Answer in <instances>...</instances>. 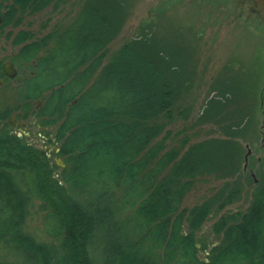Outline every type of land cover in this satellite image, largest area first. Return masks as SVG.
Masks as SVG:
<instances>
[{"label":"trees","instance_id":"obj_1","mask_svg":"<svg viewBox=\"0 0 264 264\" xmlns=\"http://www.w3.org/2000/svg\"><path fill=\"white\" fill-rule=\"evenodd\" d=\"M51 1L9 0L7 22L16 27ZM102 2L88 0L72 22L43 35L7 34L22 43L16 57L32 70L28 106L43 93L38 115H56V154L65 165L55 177L44 149L0 130V264H264L263 180L243 211L222 212L241 196L230 183L183 206L199 177L238 170L243 148L234 137L251 132L253 112L238 105L217 115L237 117L235 130L222 125L228 136L190 143L185 129L170 130L188 116L178 104L181 60L146 37L106 56L127 0ZM213 212L219 242L207 249L197 234ZM37 213L46 232L29 225Z\"/></svg>","mask_w":264,"mask_h":264},{"label":"rangeland","instance_id":"obj_2","mask_svg":"<svg viewBox=\"0 0 264 264\" xmlns=\"http://www.w3.org/2000/svg\"><path fill=\"white\" fill-rule=\"evenodd\" d=\"M102 1L101 5L104 4ZM86 2L88 0H52L40 11L24 15L20 27L10 31L14 35L19 28H25L33 31L35 36L43 35L57 23L72 22L87 6ZM261 6L258 0H127L125 19L107 45L106 56L130 39L152 38L163 45L168 56L181 60V66L175 65L180 89L178 104L181 108H188V116L184 120L177 118L168 128L173 132L185 129L190 143L227 135L222 128L224 123L230 125L229 131L235 130L232 119L237 117L217 120V115L226 114L228 109L234 110L239 105L253 112L255 124L251 132L246 130L245 134L243 129V136L234 137L243 148L238 170L222 178L213 175L199 177L185 196L183 206L190 207L230 183L241 187V196L222 212L243 211L250 203L257 181H264V9ZM3 40L7 42L6 51L13 56L18 48L11 44V37ZM9 92H12L11 87H0V110L3 106L12 105L14 98ZM232 94L235 95L232 101L226 102ZM36 100L31 103L32 107L37 104ZM38 104L40 106L42 102ZM249 105L252 110H249ZM203 115L208 119L203 117L199 122L198 118ZM28 124L26 130L30 134L23 136L24 141L41 149L48 146L49 134ZM57 145V141L51 143L48 155L50 162L55 163V177L65 165H60L63 158L56 154ZM248 147L251 153L244 168ZM77 197L82 200L81 196ZM84 197L85 201L87 195ZM40 215L37 213L29 225L40 226ZM219 215L211 213L197 234L207 249L219 242V237L211 232V226ZM42 228L47 231L45 223L40 226ZM205 251H200L201 257H205Z\"/></svg>","mask_w":264,"mask_h":264},{"label":"flooded vegetation","instance_id":"obj_3","mask_svg":"<svg viewBox=\"0 0 264 264\" xmlns=\"http://www.w3.org/2000/svg\"><path fill=\"white\" fill-rule=\"evenodd\" d=\"M249 1V0H245ZM255 1V0H254ZM261 2L262 6L261 9H264V0H258ZM36 13V12H35ZM9 17V0H0V87L12 88V92H9V95H13V102L12 105L3 106L0 110V130H8L10 133H14L17 136L24 138L23 136L29 135L30 131L26 130L29 126L28 123H31L32 126L37 128L43 129L44 134H49V140H47V145L43 147L46 151V155L50 154V147L51 143L55 141V134H56V125L57 120L55 121V113L47 116V115H38V111L40 110L42 104L39 106L38 103L40 101L43 103V93H41L38 97L30 98L31 102L36 100L37 104L34 107H29L27 104V100H25V89L22 90V87L25 88V77L27 76L28 72H32L31 69L27 70L26 65L20 62V59L17 58V53L19 48L22 46V43H12V45L16 46L17 52L10 56L9 53L6 51L7 49V42L3 39H8L7 34L8 32L13 29L15 30L16 27H20V25L14 27L11 26L7 19ZM21 29V28H19ZM18 29V30H19ZM17 30V31H18ZM15 31L14 34L17 32ZM34 63L33 60H31ZM7 62H11L16 72L13 76H9L6 74L4 70V65ZM18 75L20 76L18 78ZM41 118L50 120H54L53 123L43 124L41 125ZM53 132V133H52ZM29 144V143H28ZM31 145V144H29Z\"/></svg>","mask_w":264,"mask_h":264},{"label":"water","instance_id":"obj_4","mask_svg":"<svg viewBox=\"0 0 264 264\" xmlns=\"http://www.w3.org/2000/svg\"><path fill=\"white\" fill-rule=\"evenodd\" d=\"M4 70L6 72V74H8L9 76H13L16 72V69L14 68V66L12 65L11 62H7L5 65H4ZM20 76L18 75V78ZM67 111V110H66ZM251 153V149L248 147L246 152H245V155H244V158H245V161H244V164H243V167L245 168L246 167V164H247V158H248V155ZM63 161L61 160V163L60 165H63Z\"/></svg>","mask_w":264,"mask_h":264}]
</instances>
